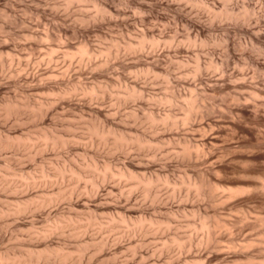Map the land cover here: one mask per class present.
I'll list each match as a JSON object with an SVG mask.
<instances>
[{
    "label": "clouds",
    "instance_id": "clouds-1",
    "mask_svg": "<svg viewBox=\"0 0 264 264\" xmlns=\"http://www.w3.org/2000/svg\"><path fill=\"white\" fill-rule=\"evenodd\" d=\"M0 264H264V0H0Z\"/></svg>",
    "mask_w": 264,
    "mask_h": 264
}]
</instances>
